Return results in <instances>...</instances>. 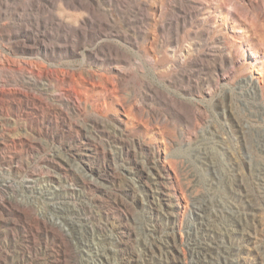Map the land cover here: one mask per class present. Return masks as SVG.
I'll use <instances>...</instances> for the list:
<instances>
[{
  "label": "rangeland",
  "instance_id": "1",
  "mask_svg": "<svg viewBox=\"0 0 264 264\" xmlns=\"http://www.w3.org/2000/svg\"><path fill=\"white\" fill-rule=\"evenodd\" d=\"M0 264H264V0H0Z\"/></svg>",
  "mask_w": 264,
  "mask_h": 264
}]
</instances>
